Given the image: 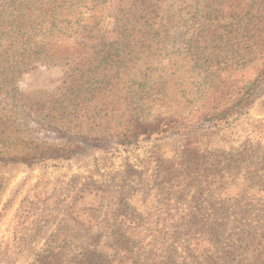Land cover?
I'll return each instance as SVG.
<instances>
[{
  "label": "rangeland",
  "instance_id": "374dc122",
  "mask_svg": "<svg viewBox=\"0 0 264 264\" xmlns=\"http://www.w3.org/2000/svg\"><path fill=\"white\" fill-rule=\"evenodd\" d=\"M226 1L157 0L156 12L147 1H95L106 36L129 30L110 61L119 89L137 91L128 109L170 116L171 128L125 139L119 102L121 116L98 121L112 137L69 158L0 162V264H264V0ZM117 3L120 22L109 19ZM69 64L23 66L18 86L54 92ZM262 68L237 112L209 117ZM17 134L67 139L48 127Z\"/></svg>",
  "mask_w": 264,
  "mask_h": 264
},
{
  "label": "trees",
  "instance_id": "16d2710c",
  "mask_svg": "<svg viewBox=\"0 0 264 264\" xmlns=\"http://www.w3.org/2000/svg\"><path fill=\"white\" fill-rule=\"evenodd\" d=\"M95 1L0 0V162L32 164L46 158H69L82 150L85 143L100 137L107 139L116 133L110 130L109 121L121 116L123 110L127 111L128 102L133 103L137 92L121 91L122 77L118 73L114 75V64L110 65V61L125 48L120 37H125L129 30L121 26L106 36V31L103 32L98 24L109 15L106 10L98 14ZM137 1L141 4L147 1L152 12L157 11L158 4L153 8L157 0ZM65 2L68 3V14L63 10ZM220 4L226 7L227 1L220 0ZM133 5L136 3H130L128 7ZM114 6L118 11H114V18L110 16L109 19L120 22L124 16L118 19V15L124 7L119 3ZM122 14H126L125 19L129 17L127 12ZM68 17L75 20L70 24ZM88 19H93V24L86 22ZM53 58L71 63L61 87L50 93L21 91L17 81L27 69L22 67ZM262 73L263 68L248 79L231 100L208 109L209 117L217 122L229 119L251 96V89ZM119 102L126 106L120 115ZM135 108L128 109L126 119L129 120L127 126L118 130L120 136L125 139L129 136L149 138L170 130L173 119L170 116L168 120L162 116L154 120L139 118L140 114L133 112ZM28 120L35 121L37 127L28 126ZM98 121L108 123L102 127ZM40 127L61 132L67 139L56 145L43 144L31 135L28 138L17 136L22 130L32 134ZM99 131L103 134L99 135ZM124 138L120 139L124 141ZM11 144L17 146H8Z\"/></svg>",
  "mask_w": 264,
  "mask_h": 264
}]
</instances>
